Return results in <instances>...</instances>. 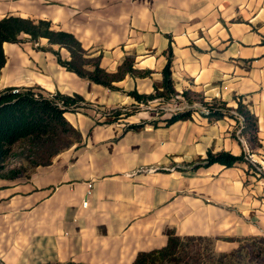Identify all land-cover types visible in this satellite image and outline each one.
<instances>
[{"label": "crops", "instance_id": "1", "mask_svg": "<svg viewBox=\"0 0 264 264\" xmlns=\"http://www.w3.org/2000/svg\"><path fill=\"white\" fill-rule=\"evenodd\" d=\"M7 16L73 34L109 73L132 58L150 75L111 90L67 71L42 49L63 61L69 52L46 39L4 44L1 89L77 94L89 108L65 115L80 143L29 178L0 179V264H132L174 236L217 238L218 253L264 237V177L248 163L189 168L220 151L248 150L264 163V0H0V20ZM170 48L175 90L232 109L242 102L257 119L260 146L241 145L229 118L193 113L167 126L171 114L151 110L110 116L137 105L130 92L163 89Z\"/></svg>", "mask_w": 264, "mask_h": 264}, {"label": "trees", "instance_id": "2", "mask_svg": "<svg viewBox=\"0 0 264 264\" xmlns=\"http://www.w3.org/2000/svg\"><path fill=\"white\" fill-rule=\"evenodd\" d=\"M23 35H27L33 43L46 39L50 46L66 49L70 54L68 61H63L59 51L52 47L42 50L52 52L67 71L111 90H116L114 84L127 76L145 78L150 75L149 71L136 69L132 58H126L117 72L109 73L101 66V55L94 56L87 51L73 34L54 29L47 20L14 16L0 20V73L6 64L4 44L20 43ZM171 65L170 48L168 62L162 71L163 89L150 95L130 92L129 96L135 99L137 105L125 113L120 110L112 111L110 116L114 120L121 116L128 117L141 111L142 105L150 106L154 101L167 104L181 96L190 105L198 104L200 107L172 115L164 120L165 125L191 119L195 111L205 109L208 114L203 113V116L213 122L229 118L236 120L238 124L239 118H242V132L249 148L260 146L257 119L242 102L232 109L222 101L208 100L203 94L191 90L178 93L173 86ZM88 108L84 98L77 94H47L37 88H0V179L14 180L19 176L29 178L36 168L49 166L55 156L80 143L81 133L65 115ZM232 112H236L237 117ZM148 124L157 126L158 121L153 120ZM243 163H247L244 153L236 156L227 151L208 152L206 158L189 164V168L195 170L215 164L231 168ZM217 240L201 236L170 237L165 247L139 253L132 264H258L257 261L264 260L262 236L237 239L239 246L231 253H218L215 250Z\"/></svg>", "mask_w": 264, "mask_h": 264}, {"label": "built area", "instance_id": "3", "mask_svg": "<svg viewBox=\"0 0 264 264\" xmlns=\"http://www.w3.org/2000/svg\"><path fill=\"white\" fill-rule=\"evenodd\" d=\"M180 98V99H179ZM182 101L179 103V107H177L176 111L171 113V116L176 114V113H182L184 111H187L189 109H195L200 107L198 104H194V105H190L183 97L178 96V98H174L170 101L171 102H176V101ZM179 102V101H178ZM160 104V105H166V104H162L160 101H154L153 103L150 104V106H140L141 107V111L142 110H151L152 112L154 111V109L152 108V106H154L155 104ZM167 103V104H170ZM194 113L199 114L201 116H203V113L208 114V111L205 109H202L201 111H195ZM232 114L237 117L236 112H232ZM235 122V138L237 139L238 142L241 143V145L245 146V148L247 149L248 144H247V140L242 132V128H243V123H242V118H239L238 124L237 121L232 119ZM245 155V160L247 161V163L249 164V166L251 167V171L254 172V174H256L258 177H264V163H258L254 160V156L253 154H251L250 151H245L244 153Z\"/></svg>", "mask_w": 264, "mask_h": 264}, {"label": "rangeland", "instance_id": "4", "mask_svg": "<svg viewBox=\"0 0 264 264\" xmlns=\"http://www.w3.org/2000/svg\"><path fill=\"white\" fill-rule=\"evenodd\" d=\"M177 107H179L178 101L171 102L170 104H166V105H160L157 103L152 107L154 109V111H153L154 117L156 118V117L169 115V114L175 112L177 110L176 109ZM257 263L258 264H264V260L257 261Z\"/></svg>", "mask_w": 264, "mask_h": 264}]
</instances>
